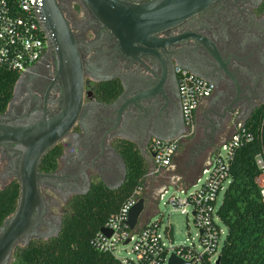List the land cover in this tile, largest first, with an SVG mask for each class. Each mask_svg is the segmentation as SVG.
<instances>
[{
    "label": "flooded vegetation",
    "instance_id": "flooded-vegetation-1",
    "mask_svg": "<svg viewBox=\"0 0 264 264\" xmlns=\"http://www.w3.org/2000/svg\"><path fill=\"white\" fill-rule=\"evenodd\" d=\"M126 1L142 4L150 0ZM56 4L79 45L85 98L75 127L50 150L61 149L55 169L44 172L42 160L38 165L40 175L52 176L37 180L46 203V224L38 227L39 235L54 236L68 201L87 194L92 182H102L110 190L121 183L125 168L113 148L117 141L131 139L136 147H146L147 151L153 138L139 134L144 126L138 120L142 110L123 108L126 99L118 101L132 74L145 79L156 93L141 103V109L146 108L150 116L146 122L149 130L155 124L165 133L185 130L175 68H184L212 84L211 96L195 114L203 136L194 145L196 154L227 137L235 124L246 126L264 113V0L213 1L154 35L162 48L156 49L157 55L149 60L141 58L140 63L119 56L115 40L82 0H56ZM101 84L120 87L112 102L97 100L95 87ZM62 105L63 86L55 50L48 40L40 61L14 84L6 109L0 114V124L21 126L34 119L51 118ZM142 152L145 153L144 149ZM22 155L19 144L0 142V189L18 183ZM147 156L149 161L148 151Z\"/></svg>",
    "mask_w": 264,
    "mask_h": 264
},
{
    "label": "water",
    "instance_id": "water-1",
    "mask_svg": "<svg viewBox=\"0 0 264 264\" xmlns=\"http://www.w3.org/2000/svg\"><path fill=\"white\" fill-rule=\"evenodd\" d=\"M82 1L100 26L115 40V50L119 56L140 63L141 58L149 60L157 55L156 49L162 48L154 35L177 25L215 0H150L142 4L126 0ZM40 15L47 38L55 50L58 77L63 86V105L59 113L51 118L43 117L38 121L34 119L21 126L0 124V142H14L23 148L19 164L17 206L0 227V264H11L13 251L17 246H26L33 240H47L58 235L60 227L54 236H41L38 233V227L46 224L43 219L46 203L39 192L37 180L52 176L40 175L37 168L42 158L75 127L84 105V70L79 45L63 19L56 0H41ZM131 79L123 86V93L118 101L126 99L123 108L142 110L138 117L144 125L140 136L148 135L150 139L172 141L184 135L186 129L165 133L155 124L149 130L146 122L150 116L146 108L141 109V103L150 100L156 93L146 85L145 79L135 73L131 75ZM128 130H131L130 126ZM123 140L135 144L134 140ZM137 147L142 155L147 154L146 147ZM153 157L154 155H150L149 166ZM123 181L124 179L114 189L120 187ZM144 211L145 200L140 199L129 211L125 222L130 231L135 230ZM166 228L172 242L173 228ZM100 232L106 237L112 234L104 228ZM168 264L183 263L172 256Z\"/></svg>",
    "mask_w": 264,
    "mask_h": 264
},
{
    "label": "trees",
    "instance_id": "trees-1",
    "mask_svg": "<svg viewBox=\"0 0 264 264\" xmlns=\"http://www.w3.org/2000/svg\"><path fill=\"white\" fill-rule=\"evenodd\" d=\"M18 78L17 74L0 70V114L5 111ZM119 92V86L95 87V96L102 103L112 102ZM245 129L252 134L253 141L237 149L229 162V183L216 212L226 230L218 264H264V198L257 184L259 171L254 160L264 152V113L258 114ZM182 143L177 152L184 149ZM113 148L125 168L120 187L110 190L102 182H92L87 194L68 201L58 235L17 246L11 264H120L112 255L96 251L92 242L138 187H144L142 198L147 209L150 200L145 191V176L149 162L133 143L117 141ZM60 155L61 149L50 151L42 159L41 169L47 173L53 171ZM181 158L175 163V178L179 179L178 185L188 189L200 178L206 158L197 162L193 151H189L185 161ZM18 196L17 182L0 189V227L14 213ZM140 219L136 231L145 226L139 225Z\"/></svg>",
    "mask_w": 264,
    "mask_h": 264
},
{
    "label": "built area",
    "instance_id": "built-area-1",
    "mask_svg": "<svg viewBox=\"0 0 264 264\" xmlns=\"http://www.w3.org/2000/svg\"><path fill=\"white\" fill-rule=\"evenodd\" d=\"M40 8L41 0H0V70L21 76L43 57L48 38ZM174 73L186 132L172 141L157 139L150 141L147 151L154 157L151 158L145 182L156 179L171 168L173 157L180 144L195 133L197 109L213 92L211 83L184 68L176 67ZM233 129L231 136L219 145L216 154L206 161L200 177L203 175L207 177L197 190L185 201L175 197L170 199V203L175 207L182 208L187 205L191 207L202 246L201 251L197 250L193 244L186 247H172L173 241L169 240L168 228L164 230V236L171 245L166 248L158 232L157 223L148 222L139 231H136V228L133 231L127 228L125 222L129 211L140 199H143L144 187L135 189L121 205L118 213L113 215L103 227L111 231V236L106 237L101 232L95 236L92 242L95 250L112 255L120 264H168L172 256L183 264H210L215 255V264H217L221 250L220 248L217 253L221 236L214 216L217 212V198L229 183L228 166L235 151L253 141L252 134L247 132L242 123L235 124ZM254 160L259 171L258 184L261 181L264 182V152L256 155ZM199 179L195 185L200 181ZM178 182L179 179L172 178L169 184L179 188L181 186ZM167 185L160 188L156 201L163 197ZM260 189L264 198V186ZM216 219H218L217 215ZM128 244L131 245L134 259L116 258L117 247L121 245L125 247Z\"/></svg>",
    "mask_w": 264,
    "mask_h": 264
},
{
    "label": "rangeland",
    "instance_id": "rangeland-1",
    "mask_svg": "<svg viewBox=\"0 0 264 264\" xmlns=\"http://www.w3.org/2000/svg\"><path fill=\"white\" fill-rule=\"evenodd\" d=\"M199 117L196 118V130L193 136L190 138L184 140L183 147L184 149L182 152H177L172 160L171 168L167 171H164L159 177H157L154 180H148L145 182V191L147 192V195L149 197V203L147 209H145V212L143 213L142 218L140 219L139 225L142 222V225L146 223H157L158 224V232L162 236V240L166 245V248H169L171 243L169 241H166L164 236V230L166 227L171 226L173 228L174 238H173V244L172 247L178 248V247H186L191 246L192 244L194 247L201 251L202 246L199 241L198 237V229L195 226L193 217H192V210L189 205L178 208L175 207L170 203V199L172 197L178 198L182 201H185L187 198H189L196 190L197 188L205 181L206 177L203 175L200 177V181L195 185L191 186L188 189H183V187L176 188L173 185L169 184L171 183V179L177 177L175 172L177 170V167L175 166V163H177V159H182V161H185L187 159V156L189 154V151L194 150V145H198V141L200 138H202V128L198 127ZM234 132V129H232L227 137L221 138V140L215 141V143L206 148L204 151L199 152L196 154L195 160L198 162L199 160L205 161L209 159L210 153L217 148L224 140L228 139L231 134ZM197 143V144H196ZM223 155V153H221ZM168 184V185H167ZM167 185V189L163 195V197L156 201L157 194L162 188V186ZM259 187L264 186V182L258 183ZM223 193V192H222ZM222 193L218 195L217 198V204L216 208L219 207L221 201H222ZM62 205V203H61ZM62 209V207H61ZM215 216V222L219 226L221 231V236L218 244V251L222 247V244L224 242L226 230L225 227L222 225V223L216 219ZM161 219V220H160ZM216 253V254H217ZM115 256L118 259H134V255L131 253V245H127L125 247L118 246L115 251ZM215 257L212 259L210 264H215Z\"/></svg>",
    "mask_w": 264,
    "mask_h": 264
},
{
    "label": "crops",
    "instance_id": "crops-1",
    "mask_svg": "<svg viewBox=\"0 0 264 264\" xmlns=\"http://www.w3.org/2000/svg\"><path fill=\"white\" fill-rule=\"evenodd\" d=\"M225 141V140H224ZM149 155V154H148ZM150 156V155H149ZM149 158L148 156H147V154L145 155V158ZM207 161V160H206ZM206 163V162H205ZM140 226H142V222H141V225Z\"/></svg>",
    "mask_w": 264,
    "mask_h": 264
}]
</instances>
